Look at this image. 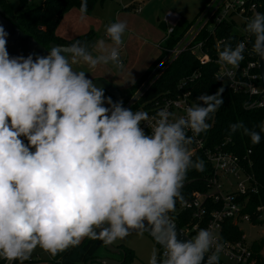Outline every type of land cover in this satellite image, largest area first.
<instances>
[{
	"label": "clouds",
	"instance_id": "9594fccd",
	"mask_svg": "<svg viewBox=\"0 0 264 264\" xmlns=\"http://www.w3.org/2000/svg\"><path fill=\"white\" fill-rule=\"evenodd\" d=\"M79 11L83 19L87 0ZM126 29L124 21L106 27L112 47L105 54L75 41L33 59L9 56L0 25V257L23 264L37 247L56 256L86 237L110 245L136 230L149 231L164 249L159 262L154 250L149 264H219V237L200 229L182 242L169 213L183 200L189 168L204 170L202 160L191 159L187 131L197 136L211 127L207 121L223 105L224 87L199 95L185 116L171 119V112L159 110L146 134L141 123L148 113L113 102L73 68L77 61L122 68ZM244 30L255 37L252 52L264 60V14L256 13ZM98 43L104 49V41ZM244 51V42L225 43L218 60L238 68ZM229 127L260 142L242 123Z\"/></svg>",
	"mask_w": 264,
	"mask_h": 264
},
{
	"label": "built area",
	"instance_id": "2783aa9c",
	"mask_svg": "<svg viewBox=\"0 0 264 264\" xmlns=\"http://www.w3.org/2000/svg\"><path fill=\"white\" fill-rule=\"evenodd\" d=\"M263 7L264 0H207L197 16L188 21L185 30L171 47H166L165 43L181 17L176 13H166L162 21L167 30L159 45L161 57L146 79L129 96L126 94L122 102L124 108L148 113L149 120L141 123L146 134H151L153 118L159 110L167 109L173 114L171 119H176L185 116L188 107L196 105L192 100L191 91L185 89V83L189 78H196L197 72L192 73L189 78L182 79L175 93L151 98L144 96L149 86L184 51L190 52L200 64L216 63L218 65L215 73L216 79L225 71H232L231 77L224 76L222 80L217 79V81L233 92L246 94L249 99V108L264 106L258 56L252 52L250 45L253 35L244 30L247 22L256 13L263 14ZM134 9L137 12L140 11L137 6H134ZM223 25L230 26L232 31L236 32L235 46L240 42L245 43L244 59L235 69L226 67L218 60L220 45L224 42V38L215 39L212 43L211 38H215L217 27L220 30ZM208 132L209 129L193 136L190 130L187 131V135L192 137V143L187 146L192 152L191 158L202 151L203 157L211 167V174L204 179L205 189L191 191L189 196L183 197V200L178 203L176 212L185 211L190 214L185 228L181 229L191 239L200 229L210 230L219 237V243L222 245L219 255L233 264H252V250L250 246L245 245L244 235L239 241L222 240L221 238L222 224L226 219H231L236 225L242 221L252 223L253 215L256 221L264 222V201L257 204L252 213L244 211L251 194L257 192V183L249 171L251 167V160L248 158L250 150L246 155L239 156L228 151L225 142L213 147L207 146ZM24 142L27 144L26 139ZM211 204H216L218 207H211ZM163 252L162 247L159 251V260ZM12 262L7 260L4 264Z\"/></svg>",
	"mask_w": 264,
	"mask_h": 264
},
{
	"label": "trees",
	"instance_id": "16d2710c",
	"mask_svg": "<svg viewBox=\"0 0 264 264\" xmlns=\"http://www.w3.org/2000/svg\"><path fill=\"white\" fill-rule=\"evenodd\" d=\"M104 2L105 0H87V13H90L96 4H103ZM80 4L81 0H41L39 3H32V0H17V5L13 8L9 0H0V8L4 16L48 50H50L49 44L51 42L59 45H71L75 41L84 43L94 36L91 30L72 40H66L56 34V28L63 15L72 8L79 10ZM262 13L264 14V7ZM187 23L188 21L186 22L182 18L180 19L166 40V47H171L177 42L185 30ZM224 26L220 30L217 27L215 38H211L212 43L215 39L224 38V42L220 45L221 51L225 43L230 44L234 48L237 42L236 32L232 31L230 26ZM158 27L164 32L167 30L163 21L158 22ZM254 39L255 37L252 36L251 47ZM160 57L161 54L150 63L143 75L126 90L128 96L146 79ZM217 67L218 65L214 62L200 64L190 52L184 51L149 86L144 96L151 98L167 93H175L179 82L184 78H189L194 72H197L198 76L194 79L189 78L185 83V89L191 91L192 100L196 105L199 104L197 100L199 95L203 93L212 95L218 88L221 86L224 87V92L222 93L223 105L207 121L211 124L207 137V146L213 147L225 142L226 149L239 156L246 155L247 151L250 150L248 154V158L251 160L249 171L253 174L257 183V192L251 194L244 211L252 213L255 206L264 201V132L260 130L261 126H264V106L249 108V99L246 94L233 92L217 81L215 77ZM108 96L112 99V96ZM237 123H242L244 127L258 132L261 136L260 142L253 144L250 137L244 135L243 129L231 132L229 126ZM191 159L193 162L202 160L204 162V170L198 171L195 168H189L185 176L184 185L181 188L183 197L189 196L193 190L205 189L204 179L211 174V167L203 157L202 151H199ZM180 201L177 200L175 211L169 214L174 218L180 228H185L190 214L185 211L176 212L177 205ZM211 207H218V205L211 204ZM251 221L253 224L262 223V221H256L253 215ZM242 236V230L231 219H226L223 222L221 228L222 240L239 241L242 240ZM263 244L264 242L262 241L261 243H253L250 246L253 259L252 264H264V255L261 253ZM102 245V240L86 237L82 239L79 245L69 247L56 256H51L48 252L46 253L51 264H86L87 261H93L96 258V252ZM156 245L158 246L157 258L159 262V251L162 247L157 243ZM119 247L122 246L119 245ZM122 249L123 260L121 264H124L127 259L134 257V252L127 247H122ZM4 260L5 258L0 257V264H3ZM16 263H19V261L14 260L12 262V264Z\"/></svg>",
	"mask_w": 264,
	"mask_h": 264
},
{
	"label": "rangeland",
	"instance_id": "374dc122",
	"mask_svg": "<svg viewBox=\"0 0 264 264\" xmlns=\"http://www.w3.org/2000/svg\"><path fill=\"white\" fill-rule=\"evenodd\" d=\"M9 1L15 8L17 0ZM39 2L41 0H32V3ZM206 2L207 0H105L103 4H96L94 9L90 13H86L83 19H81L80 11L74 8L72 12L63 15L57 28L64 32H69L77 27L89 28L95 37L92 53L101 55L105 54L106 49L112 47V43L106 35V27L111 23L124 21L127 24V29L123 35V45L119 49L120 58L123 61L122 68H117L111 63L86 67L84 64L78 63L79 61L76 62L75 67L73 66L74 69L85 66V72L101 76L115 85L121 93H124L133 85L132 81L135 82L141 77L150 63L160 54L159 45L165 32L158 27V18L161 21L166 13L172 12L187 22L197 16ZM132 4L139 7L140 11H135ZM99 41H104V49L99 47ZM105 96L108 97L107 94ZM237 225L244 234L245 245L251 246L253 243L264 242V222L253 224L242 221ZM112 245L127 247L134 252V257L127 259L124 264H149L153 251L155 250L158 254V246L146 233L142 235L138 232L130 233L124 239L113 242ZM122 247L119 248L122 249ZM261 253L264 255V244ZM100 257L122 261L123 253L121 251L110 252L102 245L96 252V258ZM219 257L220 261L233 264L221 255ZM96 258L91 264H102ZM48 259L46 251L37 247L30 259L24 261L23 264H51ZM6 261L5 259L3 264ZM16 264H20V262Z\"/></svg>",
	"mask_w": 264,
	"mask_h": 264
},
{
	"label": "water",
	"instance_id": "95a60500",
	"mask_svg": "<svg viewBox=\"0 0 264 264\" xmlns=\"http://www.w3.org/2000/svg\"><path fill=\"white\" fill-rule=\"evenodd\" d=\"M0 25H2L5 29V31L8 33L7 36V43H6V49L10 57H16V56H24L27 57L29 54L33 55V59L38 56H47L48 55V49H46L43 45L38 43L33 37L22 31L20 28H18L14 23L9 21L3 14L2 9L0 8ZM95 42V37L93 36L86 42L82 44H87L90 47V50L92 52V47ZM54 45H59L57 43L51 42L49 44V47L51 48ZM59 46H68V45H59ZM258 67H259V74H260V82L262 87V96H264V60H261L258 57ZM93 81V84L96 87H103L104 92L110 96L113 97L114 102H123V100L126 97V93H122L118 90V88L113 85L112 83L106 81L103 78L96 77L91 79ZM169 217L171 219V222L175 225L176 231H177V239L184 242L188 239H191L181 228L180 226L175 222L173 217L169 214ZM147 223V222H145ZM137 232L136 230H130V233ZM129 233V234H130ZM146 233L155 243L160 245L155 238L151 235L149 231H145ZM103 245L106 247V249L113 253L122 252L123 250L119 247L113 246L112 244H105L102 241ZM162 247V245H160ZM207 257L205 256V260ZM96 260L100 261L102 264H121L122 261H114L107 257H100L96 258ZM92 261H87L86 264H91ZM219 264H224L219 261Z\"/></svg>",
	"mask_w": 264,
	"mask_h": 264
},
{
	"label": "crops",
	"instance_id": "0c3cea01",
	"mask_svg": "<svg viewBox=\"0 0 264 264\" xmlns=\"http://www.w3.org/2000/svg\"><path fill=\"white\" fill-rule=\"evenodd\" d=\"M133 5V4H132ZM135 6V5H134ZM74 8H72V9H70L68 12L70 13V12H72V10H73ZM76 9V8H75ZM78 10V9H77ZM68 12H66L65 14H67ZM64 14V15H65ZM159 18H158V22H159ZM163 20V19H162ZM161 20V21H162ZM89 30V28L87 29V28H83V27H77V28H75V29H72V30H70L69 32H64V31H62V30H60L59 28H56V34L58 35V36H60V37H62V38H64V39H66V40H72V39H74V38H76V37H78L79 35H81V34H83V33H86L87 31ZM78 63H82V64H84L86 67L88 66L86 63H84L83 61H79ZM76 63H74L73 64V66L75 65ZM84 66V67H85ZM75 67V66H74ZM84 67H82V66H80V67H78V68H76V69H74V70H80V71H85V69H84ZM85 75H86V77L88 78V79H93V78H96V77H100V78H102L101 76H95V75H91V73H89V72H86L85 73ZM124 93H126V91L124 92ZM106 94V93H105ZM122 94V93H121ZM107 96H108V94H107ZM109 97V96H108ZM112 100L114 101V99H113V97H112ZM244 235V234H243Z\"/></svg>",
	"mask_w": 264,
	"mask_h": 264
}]
</instances>
